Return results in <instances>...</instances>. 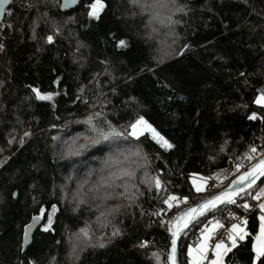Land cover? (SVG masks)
<instances>
[{
    "label": "trees",
    "instance_id": "1",
    "mask_svg": "<svg viewBox=\"0 0 264 264\" xmlns=\"http://www.w3.org/2000/svg\"><path fill=\"white\" fill-rule=\"evenodd\" d=\"M27 2L14 0L0 26V43L4 45V51L0 52V104L5 109L0 111V147L5 149L0 153V159L14 152L9 163L0 168V195L4 199L0 204V264H17L21 256L19 246L23 227L39 208V205H33V195L48 211H51L52 203L57 204L59 211L54 214V233L36 232L37 240L28 255L37 264H49L52 256L57 257L59 264H73L65 260V229L78 232L85 226L87 214L77 218L71 211H66L65 205L59 202L58 189L55 197L48 193L54 185H67L66 191L71 194L89 169L98 172L103 161L115 153L107 147L102 152L90 149L72 161H61L54 155L58 144L51 137L68 138L59 131L64 121L82 119L86 114L82 104L72 101L79 87H93L88 82L94 73L104 71L101 60L110 61V70L115 77L112 80L101 77L103 91L112 101L107 110L113 124L125 125L130 117L135 119L137 114L143 115L161 135L175 144L170 152L159 149L160 160H151L156 171L165 173L162 178L168 182L170 193L188 194L190 173L207 175L227 166L226 157L221 156L208 172L210 149L206 145L218 151L227 137L228 153L233 150L243 153L247 145L258 143L259 136L264 135L259 122L247 119L254 111L264 112V108L254 102L259 95L258 89L264 88V76L247 75L264 71V0H190L193 10L187 16L174 17L181 20L176 26L177 47L187 43L190 49L182 57L165 60L159 67L150 59L156 42H145L143 38L147 16L133 15L129 0H102L107 7L99 21H89L83 14L87 9L82 5L75 11L52 9L55 17L70 15L77 20L68 25L52 45L43 38L51 34L43 21L37 24L33 37L32 22L38 13L35 8H27ZM161 12V18L168 15L167 10ZM158 27L160 39H164L166 29L163 25ZM121 38L126 39L130 47L117 48L116 43ZM78 43L83 45L79 51ZM146 65H151L155 71H141ZM240 72H245L246 77H240ZM127 77L131 79L126 83ZM245 78L249 81L248 87L242 83ZM33 88L42 94L54 95L51 100L37 101ZM112 88L116 89L115 95L110 91ZM84 95L93 97L90 91ZM129 97L139 101L141 107L137 112L125 107L124 101ZM71 112H77V115L73 117ZM57 115L60 120L55 119ZM17 116L22 124L17 123ZM53 124L58 127L53 129ZM13 128L17 140L25 130L33 133L22 148L13 143L9 149L6 134ZM66 132L71 136L83 134L86 126L73 123ZM148 147L154 154L158 148L154 144ZM119 159L124 160V157ZM138 163L137 158L131 157L118 167L136 168ZM88 179L94 182L98 175L93 174ZM34 184L37 186L35 191ZM11 192H17L18 196L12 198ZM164 195L160 193L161 197ZM194 199L198 200V197ZM161 206L159 201L147 196L143 198V208L147 212ZM185 207L181 205L173 212L161 215L167 220ZM135 211V219L121 217L122 236L114 238L103 249L88 248L77 264H156L155 260L149 259L153 252L159 253L163 262L167 253V232L158 222L153 223L156 217L145 215L141 218L139 210ZM259 215L257 209L250 216L246 226L248 238L229 264H252L250 256L254 253H251L249 241H254L258 234ZM88 223L97 226L95 216H91ZM201 227L191 228L182 238L180 264H187L186 246L196 245ZM110 231L109 228L108 234ZM140 240L154 242L141 250L136 247ZM57 241L61 243L57 244Z\"/></svg>",
    "mask_w": 264,
    "mask_h": 264
},
{
    "label": "snow or ice",
    "instance_id": "2",
    "mask_svg": "<svg viewBox=\"0 0 264 264\" xmlns=\"http://www.w3.org/2000/svg\"><path fill=\"white\" fill-rule=\"evenodd\" d=\"M13 0H0V10L3 6L12 3ZM69 4L82 5L87 11L83 13L89 21L101 19V13L107 5L102 0H64L63 4L59 0H28L25 5L27 8H35L38 15L32 22L33 37L36 36V26L40 21L45 23L46 27L50 28L51 34H46L45 42L52 45L56 42V38L61 37L68 25L77 23L76 17L68 15L67 18L55 17L52 15V9H66ZM41 6L43 10L41 11ZM129 7L133 10V15H146L147 23H145V33L143 38L145 42H156L155 52L150 57L154 64L159 67L165 60L169 58L182 57L186 51L190 49L187 43L180 44L179 34L176 32V26L181 23L179 18L187 16L193 9L190 6V0H129ZM161 10H167L168 15L162 17ZM211 11L210 8L207 9ZM75 11V9H74ZM11 14V13H9ZM158 25H163L166 29L164 33L165 39H160L161 29ZM11 27V25H8ZM71 33V30H69ZM114 35V34H113ZM82 44H77V51L82 48ZM117 48L130 47L129 42L121 38L116 43ZM4 51L3 43H0V52ZM79 59V57H77ZM75 62V61H74ZM104 65V71L94 73L89 84L83 85L77 89V94L73 98V104H82L86 110L82 119L65 120L64 126L59 128L61 133H64L68 138H63L61 135H53L51 139L58 144V151L55 152V157L61 161H72L73 158H79L88 153L90 149L96 151H104L105 147L112 150L107 159L103 161V166L98 170L89 169L84 179L78 182L75 191L69 194L67 185H54L48 193L49 196H57L59 190V202L65 205L66 211H71L79 218L81 215L87 214L85 217L86 224L80 227L78 232L71 229H65L66 239L64 241L67 246V254L65 260L72 261L77 264L81 260V255L88 248L103 249L116 237L123 235V224L121 217H136V209L139 210L141 218L148 215L156 217L159 226L167 232L166 245L167 253L164 261H161V255L157 252L151 253L149 259L156 261V264H178V255L182 254L179 248V240L182 234L190 227L202 226L201 236L195 247L186 246L188 261L187 264H229L242 244L248 238V232L243 225L247 224V220H241V216L234 211L239 207L243 210L259 208V234L255 236L254 241H249L251 244L250 256L252 264H264V140L261 143L253 142L245 147L243 153H238L235 150L228 153L226 146L229 145V140L226 137L217 151L215 147L206 145L209 150L207 160L209 162L207 171L211 172V166L218 162V158L223 156L227 159V167L221 168L216 173L202 175L199 173H190L188 179L191 182V188L186 195H178L170 193L168 190V182L162 177L165 175L163 171H156L151 160H160L161 154L159 149L165 152H170L175 148V144L166 139L156 128L152 126L143 115L137 114L135 119L129 118L125 125L116 126L108 118L110 112L107 110L108 105L112 101L103 91L104 84L101 77H108L109 80L114 79L111 69V63L108 60H101ZM141 71L154 72L155 68L151 65H146ZM247 75L264 76V71L257 73H248ZM240 77H246L245 72L239 73ZM131 77L125 78L127 83ZM242 83L245 87L250 86L249 81L245 78ZM168 87V85H165ZM90 91L93 97H86L84 93ZM113 95L116 94V89H110ZM37 101L51 100L54 94H41L40 91L33 88ZM259 95L254 101L261 108H264V88L258 89ZM183 99V97H179ZM30 99V97L28 98ZM172 99V97H169ZM125 107L137 112L141 107L136 97H129L124 101ZM0 111H5L0 104ZM79 111V108H77ZM70 115L75 117L77 112H71ZM56 120L61 117L57 115ZM250 121H257L261 126V131L264 132V112H252L247 117ZM17 123L23 122L17 116ZM81 124L86 126V132L77 133L71 136L66 132L70 124ZM53 129L58 126L51 125ZM15 128L11 129L6 134L7 144L9 149L13 143L22 148L26 143V139H30L33 133L23 131L17 140ZM259 139V138H258ZM83 141V142H80ZM135 141L133 144L132 142ZM123 142V143H117ZM127 146H124V145ZM154 144L158 146L155 154L148 146ZM5 149L0 147V153ZM14 155V152L9 156L0 159V168H4ZM123 156L124 160L119 157ZM135 157L138 160V167H118L123 165L124 161ZM247 161V165L240 161ZM166 167V165H165ZM107 175H104L105 171ZM155 172V175L152 173ZM93 174L98 175V179L90 182L88 177ZM199 175V181L195 178ZM230 177H233L229 180ZM225 181H229L225 185ZM33 191L37 186L32 185ZM163 192L165 195L160 196ZM10 196L16 198L17 192H11ZM149 197L154 201H159L161 207L154 211L147 212L143 208V198ZM195 197H199L195 200ZM33 205H39L37 214L31 217V222L23 227L21 234V243L19 246L20 258L17 264H37V261L28 255V250L37 240L36 233L33 229L41 234H53L54 229V214L59 211L56 203L50 205L51 211H48L44 204L37 199V196H32ZM255 202V203H253ZM4 203L3 196L0 195V204ZM180 205H186L182 211L170 216L168 220H164L162 213L173 212ZM132 209V211H129ZM219 214V215H218ZM91 216H95L96 225L92 226L88 223ZM211 216L212 219L208 217ZM229 219L232 222L230 227L222 223L223 218ZM111 229L110 234L107 230ZM223 228L224 232H218V229ZM99 233V235H97ZM154 241L140 240L136 247L143 250ZM60 244L61 241H57ZM49 264H59L56 256L49 259Z\"/></svg>",
    "mask_w": 264,
    "mask_h": 264
},
{
    "label": "built area",
    "instance_id": "3",
    "mask_svg": "<svg viewBox=\"0 0 264 264\" xmlns=\"http://www.w3.org/2000/svg\"><path fill=\"white\" fill-rule=\"evenodd\" d=\"M262 140H264V135H261V136H260V138H259V143H261ZM240 162H241L242 164L247 165V163H245L243 160H241ZM226 167H227V166H226ZM215 173H216V172H215ZM232 178H233V177H230L229 180H231ZM224 183H225V185H227V183H229V181H225ZM172 193H174V194H178V195H181V194H179L178 192H172ZM198 199H199V197H198ZM253 203H255V202H253ZM180 206H181V205H180ZM257 209H258V207H256L255 209L243 210L242 208L237 207V208L234 209V211H235V213H236L237 215L241 216V220L246 219L247 222H248L250 216H251V215L254 213V211H256ZM218 215H219V214H218ZM232 222H236V221H235V220L229 221V219H227L226 216H225V218L222 219V223H224L227 227H230ZM246 226H247V224L243 225V227H244L245 229H246ZM224 231H225V230H224L223 228L218 229V232H224Z\"/></svg>",
    "mask_w": 264,
    "mask_h": 264
},
{
    "label": "water",
    "instance_id": "4",
    "mask_svg": "<svg viewBox=\"0 0 264 264\" xmlns=\"http://www.w3.org/2000/svg\"><path fill=\"white\" fill-rule=\"evenodd\" d=\"M13 2H14V0H13ZM13 2H12V3H13ZM63 2H64V0H61V4H63ZM12 3L3 6V9L0 10V26H1V24L3 23V21H4V18H5V14H6L7 9L10 7V5H11ZM77 6H78V5H76V4H69V6H68L66 9H61V11H63V12L71 11V10L75 9ZM30 222H31V221H30ZM30 222H29V223H30ZM191 228H193V227L190 226V227L185 231V233L182 234V236H181V238H180V240H179V242H178V244H179V248H180V242H181L182 238L184 237V235H185V234H186ZM33 232L36 233V232H37L36 229H33ZM177 259H178V264H180V256H179V255H178V258H177Z\"/></svg>",
    "mask_w": 264,
    "mask_h": 264
},
{
    "label": "rangeland",
    "instance_id": "5",
    "mask_svg": "<svg viewBox=\"0 0 264 264\" xmlns=\"http://www.w3.org/2000/svg\"><path fill=\"white\" fill-rule=\"evenodd\" d=\"M164 39H165V38H164ZM41 94H42V93H41ZM195 178L197 179V182H200V181H199V175H197ZM168 219H169V218H168ZM168 219H167V220H168ZM193 247H195V246H193Z\"/></svg>",
    "mask_w": 264,
    "mask_h": 264
},
{
    "label": "crops",
    "instance_id": "6",
    "mask_svg": "<svg viewBox=\"0 0 264 264\" xmlns=\"http://www.w3.org/2000/svg\"><path fill=\"white\" fill-rule=\"evenodd\" d=\"M258 209H259V208H258ZM211 219H212V218H211ZM245 230H246V229H245ZM258 234H259V231H258ZM258 234H257V235H258ZM200 236H201V231H200ZM194 246H195V245H194Z\"/></svg>",
    "mask_w": 264,
    "mask_h": 264
},
{
    "label": "bare ground",
    "instance_id": "7",
    "mask_svg": "<svg viewBox=\"0 0 264 264\" xmlns=\"http://www.w3.org/2000/svg\"><path fill=\"white\" fill-rule=\"evenodd\" d=\"M263 135V134H262ZM261 136V135H260ZM260 136H259V138H260ZM258 143H259V141H258ZM169 189V188H168ZM179 194H181V193H179Z\"/></svg>",
    "mask_w": 264,
    "mask_h": 264
}]
</instances>
